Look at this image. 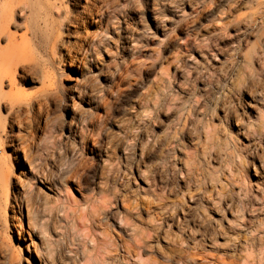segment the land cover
<instances>
[{
  "label": "bare ground",
  "instance_id": "1",
  "mask_svg": "<svg viewBox=\"0 0 264 264\" xmlns=\"http://www.w3.org/2000/svg\"><path fill=\"white\" fill-rule=\"evenodd\" d=\"M121 1L3 0L0 3V129H6L10 142L16 144L15 158L21 166L12 173L0 162V190L6 193L4 198L0 193V217L6 221V211L10 208L15 233L25 242L35 264H55L54 247L57 248L56 244L70 231L83 233V241H78L82 246H87L86 240L93 244L82 250L84 261L80 260L79 264L105 263L104 259L113 258L112 253L118 246L124 252L121 255L124 259L136 258L140 263L145 250L154 251L155 255L145 264H255L249 258L257 246L264 247V236H260L264 222L253 226L243 216L264 214V184L262 194L252 196L257 201L256 206L250 202L248 192L239 188L237 193L223 197L224 206L219 207L221 214H217V219L203 212L189 214L182 205L154 190L156 182L148 176L150 169L144 160L145 156L154 154L157 162L152 172L161 177L162 172L171 167L170 155L180 150L176 132L150 141L145 130L139 128L138 133L134 132L142 123L144 113H128L126 118L114 119L113 96L119 93L129 71L116 78L113 59L109 57L105 73L102 55L108 57L113 41H109L111 14L117 19L118 6L128 7V1L132 2ZM216 2L218 0H213L212 4ZM236 2L240 5L238 12L231 5L214 10L211 28L213 31L227 28L222 57L231 85L237 86L244 97V110L241 115H232L227 132L221 133L212 123H206L195 138L204 149L224 151L222 154L230 164H234L235 156H243L236 141L240 137L245 139L249 147L254 148L248 162L257 179L264 182V0H234ZM169 7L175 8L173 4ZM196 15L197 20L201 18L200 12ZM181 27L178 25L176 31ZM209 34L206 29V48L213 54L211 47L215 43ZM128 36L136 46L141 43V35H135L134 30L130 29ZM189 36L187 32L179 36L184 48L189 46ZM202 54L206 58L207 53ZM91 73L101 74L107 82L103 98L96 96L101 89L91 80ZM63 92L71 103L63 98ZM97 99L96 112L89 115L83 106H90L91 101ZM60 108L69 116L67 121L72 127L73 138L69 142L62 141L52 117V110ZM182 109L175 112L177 123L183 125L182 134L190 135L188 129L184 131L188 119H182ZM108 122L113 129L105 128ZM33 147H36L34 152ZM97 149L102 155L98 162L94 160ZM116 150L121 155L132 154L137 158L136 173L145 184L143 197L132 198L134 194L127 188L129 169L125 159L116 157ZM255 163L261 169L260 175H256ZM26 165L29 166L27 173L33 176L22 171ZM181 169L186 179L194 177L195 167L190 164V155L181 161ZM36 179L41 185L34 189L32 182ZM234 181L230 179L229 183L234 186ZM9 186L17 192L12 195V201ZM74 189L84 203V209L77 215L80 227L74 220L69 225L70 213L60 202V193ZM112 198L115 202L119 200L122 207L115 218L122 234L115 238L102 224ZM14 208L18 209L20 218L26 220L24 230L20 220L14 219ZM165 217L170 222H166ZM30 233L35 236L37 245ZM26 234L28 240H25ZM218 242L222 244L219 246ZM102 244L111 248L106 252L102 249L104 253L100 255L97 252ZM183 245L192 252L176 262L173 255ZM2 248L0 254L6 251ZM218 249L223 253L217 254ZM227 251L238 252L240 262L227 261L224 258ZM260 252L258 262L264 264V253ZM3 259L5 264H22L14 252Z\"/></svg>",
  "mask_w": 264,
  "mask_h": 264
},
{
  "label": "rangeland",
  "instance_id": "2",
  "mask_svg": "<svg viewBox=\"0 0 264 264\" xmlns=\"http://www.w3.org/2000/svg\"><path fill=\"white\" fill-rule=\"evenodd\" d=\"M2 1L0 0V3ZM212 2L213 0H132V2L128 1V7L119 5L118 10H115L118 18L116 19L112 14L110 16L112 18L110 21L112 33L109 41H113L110 43L108 57L102 55L104 59L102 70L105 73L107 72L106 67L109 64V57H111L116 78L119 79L120 75L126 70L129 71L125 81L120 86L121 88L119 87V93H115V96H113L115 99L114 103H116V110L114 111L116 118L114 117V119L121 120L126 118V115L127 117L129 115L128 113H144L142 123L137 127L138 130H134V132L138 133L139 128L142 131L145 130L150 141L154 140L156 136L174 134L176 132L180 150L170 155L171 167H167L162 172L161 177L154 175L152 172V166L157 162L154 154L144 157L146 166L150 169L148 176L153 183L156 182L154 190L160 194L164 193L163 195L168 197L169 200L182 205L189 214H193L195 211L203 212L211 219H217V214H221L219 207L223 208L224 206L222 203L223 197L237 193L239 188L248 192L250 202L256 206L257 201L252 196L262 194L264 182L257 179L254 169L248 162L250 161L249 156L253 155L254 148H250L245 139L240 137L236 141L243 152V156H235L234 164H230L222 154L224 151L219 153L211 148L204 149L195 138L196 133L206 123H212L221 133L227 132L232 115L235 113L241 115L244 110V97L237 86L231 85L230 75H228L229 72L222 57L227 44L225 39L227 28L224 27L222 30L216 31L211 28L214 10H219L220 6L226 8V6L231 5L232 9L238 12L240 5H238L239 2L234 3V0H218L215 4H212ZM171 4L175 8H170L169 5ZM197 12L201 14L198 15L201 16L198 20L196 18ZM183 17L186 18L181 21ZM178 25H182V27L181 30L176 31ZM130 29L134 30L135 35H141V43L137 46L131 42L133 39L128 36ZM206 29L211 32L208 36H211L215 43L211 47L213 54H210V50L206 48L208 45L205 40L207 38L205 35ZM186 32L190 34L187 37L189 46L184 48V42L180 40L179 36L183 37ZM202 53H207L206 58L203 57ZM176 66L177 68L175 69L174 67ZM139 69H141V72L138 71ZM65 77H67V73ZM90 78L97 83L102 91L96 93V96L99 95L98 97L103 98L108 86L106 80L101 74L94 73H91ZM30 90L31 92L33 91V89ZM63 98L71 103V100H67L65 94ZM97 102L98 99L91 101L90 106H83L87 109L86 112L89 115L95 114ZM180 108H183L181 112L182 119H188L184 131L188 129L187 131H190V135L182 134L183 125L182 123H177L175 112ZM90 109L92 110L89 111ZM2 116L4 115L2 114ZM52 117L55 119V126L59 134H61L62 141H71L73 138L71 134L72 127L67 121L69 117L67 113H64L62 108L53 109ZM105 128L113 129L112 123L108 122ZM8 135L6 129H0V162L5 163V168L8 167L14 173L21 166L15 158L14 149L16 144L10 142ZM236 137L234 135V138ZM34 151H36V147H33ZM115 154L120 160L125 159L126 166L129 169V186L127 188H130L133 192L134 196L132 198L143 197L145 184L136 173L137 158L132 154L121 155V152L117 150ZM218 154H220V157ZM186 155H190V164L195 167V174L191 180L185 178L181 169V161L184 160ZM101 156L100 150L97 149L94 153V160L98 162ZM255 165L256 175H260L261 169L257 163ZM140 167L142 168L143 166L140 165ZM27 170H29L28 165L22 171L25 175L28 174L29 177L33 176L29 171L27 173ZM230 179L235 180L234 186L229 183ZM32 183L34 189L41 185L37 179ZM0 184L2 185L1 180ZM1 185L0 189L2 188ZM220 187H222L219 191L220 194H217V190ZM8 190L9 198L12 201V195L17 193L16 189L13 186H9ZM0 193L4 198L5 191L0 190ZM59 195L61 198L60 202L62 201L61 207L70 213L69 217L71 220L69 225L74 220V223H79L75 224L80 227L77 215L84 209L80 193L74 189L69 193L63 191ZM112 200L111 205L106 210L108 213L106 212V215L102 217V224L115 238L117 235L122 234L121 229L115 222V218L122 207L119 200L117 202ZM6 215V221L3 217H0V247L2 248V245H4L5 247L2 249L6 250H2L0 259L5 261L3 258L6 255L10 256L14 252L22 264H26L25 261L35 264L30 257L31 252L27 251L25 242L21 236L15 233L13 228L15 220L11 219L13 213H11L10 208L7 209ZM246 215L244 214L243 219L250 220L253 226L259 225V222H264L263 213L256 212ZM15 218L17 222L20 220L19 222L24 230L26 228V220L20 218L17 208H14ZM165 218L166 222H170L169 218ZM188 224L193 226L190 221ZM69 233L66 235L67 237H63L56 244L57 248L54 247V259L56 258L55 260L57 261H54L55 264H61L60 262L63 264H79V261L83 260L82 250L87 248V246L88 248L93 246L89 240L85 242L87 246L85 244V246H82L78 242L83 241L82 232L70 231ZM261 234L260 236L263 237L264 232ZM30 235L34 244L37 245L38 242L35 236L31 233ZM25 240H28L27 234ZM58 244H61V246ZM218 244L220 246L222 243L218 242ZM102 246L97 252L100 255L111 248H108L109 245L102 244ZM102 249L104 252L101 251ZM116 250L115 253H112L114 259H104L106 262L102 264H145L151 256L155 255L154 251L145 250L142 255V263H140V259H124L121 256L124 252L120 246ZM176 250L173 255V259L176 262L179 259H186V254L192 252L185 245L178 247ZM216 251L217 254L223 253L220 249ZM260 251L264 253V247L257 246V250L249 258L251 261L254 260L255 264L256 261H260ZM237 254L239 253L227 251L224 258L227 261L229 259H237Z\"/></svg>",
  "mask_w": 264,
  "mask_h": 264
}]
</instances>
